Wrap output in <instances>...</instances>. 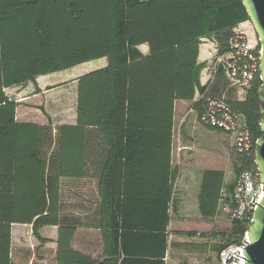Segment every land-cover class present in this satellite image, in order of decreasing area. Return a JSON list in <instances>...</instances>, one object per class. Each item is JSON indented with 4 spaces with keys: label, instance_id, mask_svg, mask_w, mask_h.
Listing matches in <instances>:
<instances>
[{
    "label": "trees",
    "instance_id": "obj_1",
    "mask_svg": "<svg viewBox=\"0 0 264 264\" xmlns=\"http://www.w3.org/2000/svg\"><path fill=\"white\" fill-rule=\"evenodd\" d=\"M246 21L240 0H0V264H13L15 224L30 225L43 244L50 240L39 229L56 227L55 264H166L171 236L240 246L247 227L235 221L222 233L186 227L171 221L170 203L178 102H189L198 123L218 133L224 132L200 122L208 98L242 114L254 146L249 154L234 153V172L257 171L259 71L240 100L222 68L204 82L206 63L199 61L210 54L205 41L222 55L233 29ZM259 49L257 42L253 54ZM100 59L103 67L75 79L74 124L53 128L17 118L20 102L6 89L68 69L73 77L78 65ZM224 177L222 170L202 172L203 219L216 216L221 193L228 199L233 185L223 190ZM64 179L95 183L87 226L100 232V257L72 245L80 223L63 213Z\"/></svg>",
    "mask_w": 264,
    "mask_h": 264
},
{
    "label": "rangeland",
    "instance_id": "obj_2",
    "mask_svg": "<svg viewBox=\"0 0 264 264\" xmlns=\"http://www.w3.org/2000/svg\"><path fill=\"white\" fill-rule=\"evenodd\" d=\"M249 31L252 41L253 39L257 40L253 28L252 30L249 28ZM204 44L210 48L209 53L213 54L214 44L208 40ZM139 50L143 54L147 53L146 46H140ZM210 54L204 53L199 59L206 63L204 69L211 66L208 64L211 62ZM105 64L104 59L87 62L78 65L73 77H70L68 69L39 77L36 79L35 85L29 83L22 87L6 89L5 94L8 98L20 102L17 108L19 120L41 124L50 122L53 128L60 124L71 123L75 118V79L90 70L103 67ZM208 75H210L209 70L202 72L203 79ZM36 86L40 90L38 94H35ZM189 106V102L175 105L172 141L174 184L170 203L171 221L176 222L177 219L184 217L186 227L189 225L199 230L209 231L213 228L212 230L217 232H229L232 223L219 209L216 216L211 219H203L199 215L198 193L202 171L205 169L223 170L226 172L227 182L233 177L235 181L237 174L234 170L238 163L232 148V138L202 127L195 115L188 112ZM61 186L63 213L78 218L80 223L72 243L73 247L92 257H100L102 254L100 232L87 226L91 224L96 201L94 182L89 179H64L61 181ZM191 227L188 229H192ZM39 233L50 241L45 244L39 243L33 236L31 228L14 227L11 248L13 264L34 261H39L42 264H55L57 228L42 227L39 229ZM226 243L224 240L211 237H170L167 264H222L218 255Z\"/></svg>",
    "mask_w": 264,
    "mask_h": 264
},
{
    "label": "built area",
    "instance_id": "obj_3",
    "mask_svg": "<svg viewBox=\"0 0 264 264\" xmlns=\"http://www.w3.org/2000/svg\"><path fill=\"white\" fill-rule=\"evenodd\" d=\"M252 26L249 21L240 23L233 29V36L229 40L228 50L219 56L211 55L210 74L205 78L213 80V77L220 67L229 86L233 88L237 97L242 100L250 88L251 82L259 71L260 49L255 55L256 40L250 38ZM190 114H194L193 109H189ZM197 119V118H196ZM200 122L207 127L221 130L232 138V148L235 154H249L252 151L254 142L246 125L242 114L231 110L222 99L208 98L205 101ZM180 149V148H179ZM222 198L219 202V210L231 222L235 221L245 227L251 224L253 211L258 207L264 196V188L259 182L258 173L241 169L236 175L231 193L228 199L221 193ZM246 229V232H247ZM246 232L242 244L246 240ZM231 245L219 253V260L226 264L229 256L240 254V247ZM230 254V255H229ZM234 264V263H231Z\"/></svg>",
    "mask_w": 264,
    "mask_h": 264
},
{
    "label": "water",
    "instance_id": "obj_4",
    "mask_svg": "<svg viewBox=\"0 0 264 264\" xmlns=\"http://www.w3.org/2000/svg\"><path fill=\"white\" fill-rule=\"evenodd\" d=\"M256 35L259 47V79L257 90L259 98L261 131L260 137L255 141L254 163L257 168L258 179L264 188V0H240ZM240 254L229 256L226 264H264V196L258 207L253 211L251 224L246 232V240L240 247Z\"/></svg>",
    "mask_w": 264,
    "mask_h": 264
},
{
    "label": "crops",
    "instance_id": "obj_5",
    "mask_svg": "<svg viewBox=\"0 0 264 264\" xmlns=\"http://www.w3.org/2000/svg\"><path fill=\"white\" fill-rule=\"evenodd\" d=\"M200 57H201V55L199 56V59H200ZM199 61H201V60H199ZM178 103H187V102H178ZM177 104V103H176ZM74 120H75V118H74ZM67 124H74V121L73 122H71V123H67ZM202 128V127H201ZM202 129H205V128H202ZM224 134V133H223ZM227 135V134H226ZM229 136V135H228ZM173 165V164H172ZM205 170H216V169H205ZM204 171V170H203ZM202 171V172H203ZM223 171V170H222ZM233 171V170H232ZM224 172V174H225V177H224V186L226 187L227 185H233V181H234V177L233 178H231L230 180H229V182H227V180H228V178H227V175H226V172L225 171H223ZM66 180H72V179H66ZM94 182V181H93ZM94 185H95V183H94ZM185 185V184H184ZM225 187H224V189L223 190H225ZM186 188V187H185ZM180 206H182L181 204H180ZM199 215H200V213H199ZM201 216V215H200ZM184 218V217H183ZM182 218V219H183ZM177 219L176 220V222H181V223H183L184 221H186L185 219ZM14 227H22V228H24V227H29V228H31V226L30 225H20V224H15V225H12V228H11V248H12V241H13V229H14ZM171 237H173V236H171ZM166 259L168 260V254H167V256H166ZM166 264H167V262H166Z\"/></svg>",
    "mask_w": 264,
    "mask_h": 264
},
{
    "label": "bare ground",
    "instance_id": "obj_6",
    "mask_svg": "<svg viewBox=\"0 0 264 264\" xmlns=\"http://www.w3.org/2000/svg\"><path fill=\"white\" fill-rule=\"evenodd\" d=\"M230 255V254H229ZM234 264H237V263H234ZM238 264H243L242 261H240Z\"/></svg>",
    "mask_w": 264,
    "mask_h": 264
}]
</instances>
